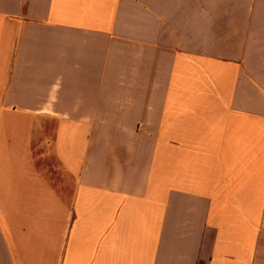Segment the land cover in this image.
Returning <instances> with one entry per match:
<instances>
[{
    "label": "crops",
    "instance_id": "crops-1",
    "mask_svg": "<svg viewBox=\"0 0 264 264\" xmlns=\"http://www.w3.org/2000/svg\"><path fill=\"white\" fill-rule=\"evenodd\" d=\"M0 264H264V0H0Z\"/></svg>",
    "mask_w": 264,
    "mask_h": 264
},
{
    "label": "rangeland",
    "instance_id": "rangeland-1",
    "mask_svg": "<svg viewBox=\"0 0 264 264\" xmlns=\"http://www.w3.org/2000/svg\"><path fill=\"white\" fill-rule=\"evenodd\" d=\"M49 164H50V169H52L53 171H55V169L57 168V164H56V161L55 159H53V156L50 155V158H49ZM54 174H51V177L53 176Z\"/></svg>",
    "mask_w": 264,
    "mask_h": 264
}]
</instances>
